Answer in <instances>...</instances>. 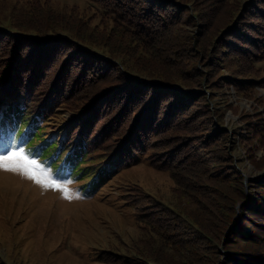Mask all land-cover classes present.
<instances>
[{
    "label": "trees",
    "instance_id": "1",
    "mask_svg": "<svg viewBox=\"0 0 264 264\" xmlns=\"http://www.w3.org/2000/svg\"><path fill=\"white\" fill-rule=\"evenodd\" d=\"M220 1L97 0L98 4H103L99 7L100 12L79 26L71 25L62 30H55L58 23L50 19L49 11L42 12L46 8L42 4L31 11V15L40 16L35 21L36 32L20 31L18 25L7 24L10 29L22 34L20 36L27 37L31 48L22 55L24 49L20 48V44L24 38H14L16 41L12 42L16 45L12 44L11 55L6 59L7 67L0 75L4 86L11 85L12 92L9 96L7 93L4 95L0 105V155L15 145L23 147L42 164L52 167L59 178L82 181L80 191L91 194L108 182L115 162L129 150V139L137 143L141 141L147 147L146 139L151 140L148 137L153 135L151 114L155 113L158 100L161 99L162 105L169 109L170 116L173 112L184 116V124L175 122L171 125L174 126L173 134L163 138L168 147L164 150L170 151L167 155H175L176 164L179 163L177 170L173 168L170 171L174 182L170 197L162 198L149 193L147 203L132 206L133 214L139 220L137 238L131 244L122 241L106 251L99 249L95 255L102 263L219 264L220 255L224 252L227 264H264V222H256L257 229L247 228L245 221L251 220L249 214L264 219V175L260 179L252 177L253 180L248 183L249 192H245L244 176L233 154L235 145L229 148V142L234 143L236 137H231L229 129L222 125L225 108L215 109L210 99L215 93H231L232 87L237 94H245L248 90H252L253 94L258 85H264V75L262 78L256 76L250 65L255 62L254 56L261 55V52L254 53V49L264 35L259 34L261 27L258 22L242 20L246 10L252 11L259 3L264 8V1L247 0L237 21H232L237 16H233L236 12L233 5L227 6ZM257 9L262 15L259 20L264 21V12L261 7ZM96 17L100 21L95 22L93 19ZM24 23L29 26L32 20L27 19ZM20 26L27 27L24 24ZM52 44H63L64 48L68 47L67 51H77L85 57L83 64L87 59H93L91 52L102 58L103 63L100 64L112 66L119 62L116 65L120 74L115 71L112 87L129 89L133 99L141 98L144 91L151 93L148 105H145L148 111L137 117L130 128L129 139L120 145L118 142L111 149L93 140L105 124V131L109 130L108 135L112 136L123 130L127 123L117 116L112 121L104 118L106 122L102 125H99L102 119L92 124V112L85 118L80 116L83 122L74 127V136L70 141L67 142L66 137L61 142L54 140L56 132L51 133V126L45 127L49 120L56 117L55 113L49 114L52 101L59 106L65 102L73 105L80 101L82 89L79 87V91L69 94V88L65 97L49 99L51 89L56 88L58 83L54 81L45 90L47 85L43 79L39 87L32 91L30 86L34 78L29 75L25 81L23 71L19 69L20 65L26 68L29 63L28 66L36 68V75L48 56V50L53 48ZM160 44L163 46L160 47ZM122 46L133 51L128 58L131 61L121 59ZM162 51L167 55L164 56ZM35 53L37 55H33ZM146 55L150 60H145ZM158 60L165 67L157 71L156 77L147 76V65ZM105 88L101 91L111 87ZM114 90L108 94L110 99L119 94ZM120 97L114 98L119 107L112 117L125 102L131 101H121ZM166 97L171 99L164 101ZM257 99L264 107V101ZM203 101L204 112L200 106ZM162 105L155 117L164 111ZM109 106L105 109L107 115L115 104L111 105V109ZM120 112L124 115L125 108ZM200 113L206 118L199 119ZM252 118L246 123L251 134L246 136L263 145L264 118L260 114ZM45 129H50L51 136H45ZM222 141L226 146L220 148L217 144ZM170 143L173 145H168ZM151 162L163 168L162 161ZM131 201L128 194L125 195L124 204L129 205ZM246 210L252 211L247 213ZM245 212L249 216H244Z\"/></svg>",
    "mask_w": 264,
    "mask_h": 264
},
{
    "label": "rangeland",
    "instance_id": "2",
    "mask_svg": "<svg viewBox=\"0 0 264 264\" xmlns=\"http://www.w3.org/2000/svg\"><path fill=\"white\" fill-rule=\"evenodd\" d=\"M220 2L227 6L233 5L236 9H233L236 11L233 12V16H237L232 21H237L247 4V0H221ZM42 4L46 6L42 12L49 11L50 19L58 23V26H55L54 23L55 30H62L71 25L79 26L81 22L93 17L96 12H100L99 7H103L102 2L98 4L97 0H0V75L5 72L7 67L8 61L6 59L11 55L12 44L16 45V42H12V40L16 41L14 38H24L20 44V48L24 49L22 55L31 48L29 39L20 36L22 34L10 29L7 24L18 25L20 31L36 32L37 24L35 21L40 16L38 14L31 15V11ZM258 7H261L260 10L264 12L262 3H259ZM257 8L254 7L250 12L246 10L244 12L246 16L242 20L251 19L258 22L259 27H261L259 34L264 35V21H260L262 15H259L261 13ZM27 19L32 20L29 26L24 23ZM93 20L95 22L100 21L97 17ZM21 24L27 27H22ZM174 29L176 31V28ZM162 46L160 44V47ZM51 47L53 48L48 50V56L39 66L40 69L36 75L34 73L36 68L28 66L29 63L26 68L20 65L19 69L23 71L25 81L29 75L34 78V83L30 86L32 91L39 87L43 79L47 85L45 90H48L56 81L58 86L51 89L49 99H57V96L59 99L65 97V92L69 88V94H73L74 90L79 91V87L82 89L78 103L71 105L65 102L59 106L58 103L52 101L49 114L55 113L56 117L49 120V124L45 127L51 126L53 129L51 133L56 132L54 140L61 142L62 138L66 137L67 142L70 141L74 136V127L83 122L80 116L83 115L85 118L92 112L94 113L91 116L93 117L92 124L102 119L99 124L102 125L106 119H108L107 121H112L113 118L116 120L117 116L127 123L123 130H115L118 132L112 136L108 135L109 130L105 131L106 124L101 128L99 126L100 129L93 140L101 143V145H107L104 147L111 149L118 142L120 145L129 139L130 128L134 126L137 117L148 111V107L145 105H148L151 93L144 91V94L140 95L141 98H137L138 95L134 97L137 99H133L129 89L121 90L112 87L115 71L120 74L118 65H116L119 62L113 63L111 70L112 66L100 64L103 63L102 58L91 52L93 59H87V62L83 64L85 57H81L77 51H67L68 47L64 48L65 45L63 44L61 46L60 44H52ZM80 51L86 52V50ZM131 52L133 51H128L125 48L121 51V59L131 61L128 60ZM255 52H261V55L259 57L254 56L255 62L250 65L253 67L251 69L255 70V75L261 77L264 75V39L258 42L254 49ZM161 53L164 56L167 55L165 51ZM33 55H37V53ZM148 57L146 55L145 60H150ZM163 58L161 56L164 62ZM80 61L81 63H79ZM163 62L159 64L158 60V62L154 61L153 64L147 65L148 72L145 74L156 77L159 70L165 67L162 65ZM225 72L228 74V70ZM145 77H143V81H145ZM142 84L145 85V83ZM105 87L111 88L101 91ZM113 89H115L113 92L118 91L119 94L110 99L108 94ZM254 90L253 94H251L252 90H248L245 94H237L232 87L231 93H227L225 89L227 94L215 93L210 98L215 109L225 108L221 119L222 122L224 121L222 125L229 129L231 137H236L234 143L229 142V148L235 145L233 154L237 157L239 164L237 167L244 176L243 185H246V193L249 192L248 183L253 180L251 178L260 179L264 175V143L262 145L258 141L254 142L246 136L251 134L248 133V124H246L248 119L256 117L258 114L264 118V107L259 104L261 101L257 99L260 98L264 101V85H258ZM6 93L7 96L12 94L11 85L4 86L1 79L0 105ZM118 96H121L119 99L121 101L129 99L131 101L125 102L123 107H120L119 111L112 117L115 109L119 107V104L114 101V98H118ZM170 99V97H166L164 101L168 102ZM226 99L229 101H225ZM204 103L205 101L200 105L202 112L205 109ZM112 104L115 106L111 109ZM107 105H110L111 109L108 115L105 114ZM161 105L160 99L156 103L155 113ZM93 106H95L94 109ZM162 107L164 111L156 117L155 113L151 114L153 135L148 137L151 140L146 139L147 147L141 141L137 143L135 140L129 139L131 141L129 150L115 162L114 171L109 176L108 182L91 194L80 191V187L83 185L82 181H75L67 177L59 178L52 167L42 164L38 158L27 153L23 147L18 145L12 147L8 152L24 150L29 159L37 162V171L47 173L57 183L67 185L68 195L66 197L62 191L45 188L17 172L0 170V264H105L96 258L95 252L99 249L106 251V249L116 246L122 241L131 244L139 233V220L135 218L132 206L147 203L150 197L149 193L155 194L157 197L169 198L170 189L174 184L170 171L173 168L177 170L179 165V163L176 164V156L167 155L170 151L164 150L168 147L163 138L173 134L172 127L174 126L171 125L175 122L183 123L184 116L182 114L177 115L176 112L170 116L169 109L163 105ZM124 108L126 113L120 114ZM181 108L184 109V106L182 105ZM216 111L215 113L218 114V110ZM247 114V119H244ZM104 118L106 119L104 120ZM202 118H206V116L200 113L199 119ZM63 119L67 120L62 122ZM44 134L51 136L50 129H45ZM231 141H233L232 138ZM217 145L221 146L220 148L226 146L225 141L218 142ZM165 155L167 157L164 158ZM149 159L157 162L162 161L163 168L156 166ZM127 194L128 199H132L129 205L124 204ZM248 211L252 210H246L247 213ZM246 212L243 215H250L251 219L245 220L247 228H257L256 222H264L263 218L253 214L247 215ZM226 259V254L221 253L219 264H227Z\"/></svg>",
    "mask_w": 264,
    "mask_h": 264
},
{
    "label": "snow or ice",
    "instance_id": "3",
    "mask_svg": "<svg viewBox=\"0 0 264 264\" xmlns=\"http://www.w3.org/2000/svg\"><path fill=\"white\" fill-rule=\"evenodd\" d=\"M37 168V162L29 159L22 149L19 151H10L5 155H0V170L13 171L22 174L35 181L37 184H41L45 188L62 191L67 197V185L57 183V181L50 178L47 173L37 171Z\"/></svg>",
    "mask_w": 264,
    "mask_h": 264
}]
</instances>
